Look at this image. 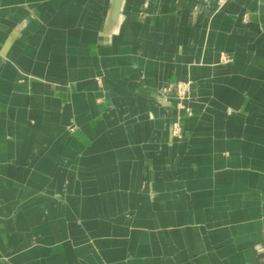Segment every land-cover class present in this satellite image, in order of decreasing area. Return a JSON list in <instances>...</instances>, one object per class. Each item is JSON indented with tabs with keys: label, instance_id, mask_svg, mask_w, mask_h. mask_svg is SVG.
Wrapping results in <instances>:
<instances>
[{
	"label": "crops",
	"instance_id": "crops-1",
	"mask_svg": "<svg viewBox=\"0 0 264 264\" xmlns=\"http://www.w3.org/2000/svg\"><path fill=\"white\" fill-rule=\"evenodd\" d=\"M0 264H264V0H0Z\"/></svg>",
	"mask_w": 264,
	"mask_h": 264
},
{
	"label": "built area",
	"instance_id": "built-area-1",
	"mask_svg": "<svg viewBox=\"0 0 264 264\" xmlns=\"http://www.w3.org/2000/svg\"><path fill=\"white\" fill-rule=\"evenodd\" d=\"M221 62L224 63H231V59L228 58L226 55H221ZM174 93V95H170ZM189 94H190V90L188 88V86L186 84H182V83H176L174 85H170L168 87H164L160 90V95L163 98V101H167L169 98H177L180 101V109L181 110H186V106L185 103L187 102V100H189ZM172 96V97H171ZM174 136L175 137H179L181 132L180 129L177 125H174Z\"/></svg>",
	"mask_w": 264,
	"mask_h": 264
},
{
	"label": "bare ground",
	"instance_id": "bare-ground-1",
	"mask_svg": "<svg viewBox=\"0 0 264 264\" xmlns=\"http://www.w3.org/2000/svg\"><path fill=\"white\" fill-rule=\"evenodd\" d=\"M218 1H220V0H218ZM225 1H226V0H225ZM221 2H224V0H221ZM159 92H160V91H159ZM159 94H160V93H159ZM172 99H173V100L176 99V100L179 102V104H181L180 101H179L177 98L174 97V98H172ZM163 102H168V103H169V102H171V99H168L167 101H163ZM96 235H97V234H96ZM107 236H108V234L100 235V236H98L97 241H98V240L103 241V239H104L105 241H107ZM101 238H102V240H101ZM61 249H62V248H61L60 246H57V247H56V250H55V253L60 252Z\"/></svg>",
	"mask_w": 264,
	"mask_h": 264
},
{
	"label": "rangeland",
	"instance_id": "rangeland-1",
	"mask_svg": "<svg viewBox=\"0 0 264 264\" xmlns=\"http://www.w3.org/2000/svg\"><path fill=\"white\" fill-rule=\"evenodd\" d=\"M170 86V85H169ZM170 95H174V93L170 94ZM172 97V96H171ZM189 97H190V94H189ZM171 100H173L172 98H169ZM189 99V98H188ZM188 101V100H187ZM186 104V103H185ZM187 108V107H186ZM94 256V255H93Z\"/></svg>",
	"mask_w": 264,
	"mask_h": 264
}]
</instances>
